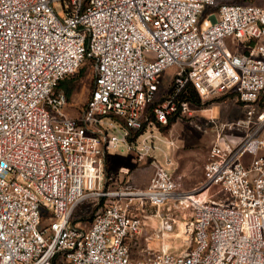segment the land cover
<instances>
[{
	"label": "built area",
	"instance_id": "1",
	"mask_svg": "<svg viewBox=\"0 0 264 264\" xmlns=\"http://www.w3.org/2000/svg\"><path fill=\"white\" fill-rule=\"evenodd\" d=\"M85 61L92 89L70 116L59 83ZM171 67L163 93L159 76ZM188 86L202 102L245 105L215 128L202 181L181 191L153 161L145 188H110L109 152L137 151L139 136L188 111ZM144 201L159 218L146 240L159 246L134 257ZM175 203L189 240L180 251L165 242ZM82 206L95 211L89 224L74 222ZM0 264H264V7L0 0Z\"/></svg>",
	"mask_w": 264,
	"mask_h": 264
},
{
	"label": "rangeland",
	"instance_id": "2",
	"mask_svg": "<svg viewBox=\"0 0 264 264\" xmlns=\"http://www.w3.org/2000/svg\"><path fill=\"white\" fill-rule=\"evenodd\" d=\"M221 3H252L264 7V0H216ZM233 50V49H232ZM91 63L85 61L70 77L73 87L68 104L64 108L70 116H76L82 109L92 89ZM173 67L163 71L159 78L162 92L169 91L170 77L173 75ZM164 93V92H163ZM245 111V105L239 104L234 98L223 96L215 100L193 103L190 109L184 113H177L167 121V124L150 128L133 143L137 151L144 152L143 138L148 137L146 144L150 147L142 159H138L137 151H110L106 163V177L110 188H116L125 181L135 187L145 188L153 173L155 161L164 166L174 176L178 189L187 191L198 185L203 179V167L207 161L215 128L222 122L233 121L241 117ZM117 133V132H116ZM105 177V178H106ZM85 206V205H84ZM80 207L73 215L74 222L79 221L82 225L89 224L94 217V212L86 213V207ZM142 212L144 226L138 235V243L134 248L142 253L147 245L156 248V240H146L147 236L153 237L159 218L155 216V208L144 201L138 207ZM185 209L177 203L173 204L171 213L176 215L177 224L173 233L170 234L171 247L180 251L189 244L182 236ZM181 233L175 237L174 234ZM185 235V234H184ZM167 243V242H166ZM176 245V246H175Z\"/></svg>",
	"mask_w": 264,
	"mask_h": 264
},
{
	"label": "trees",
	"instance_id": "3",
	"mask_svg": "<svg viewBox=\"0 0 264 264\" xmlns=\"http://www.w3.org/2000/svg\"><path fill=\"white\" fill-rule=\"evenodd\" d=\"M70 81H71V77L68 76V77L64 78L59 83V88H62L65 91V93L67 95V98H69L71 96V93L73 91V87L70 84ZM180 98L184 99V100H189L190 102L195 103V104L196 103H200L199 96L197 95L196 91L193 88H191L190 86L187 87V89H186V91L184 93L180 94ZM143 130H144V128L143 129L134 130V131H130V135H131V137L129 138L130 141L135 140V138L138 137L143 132Z\"/></svg>",
	"mask_w": 264,
	"mask_h": 264
},
{
	"label": "crops",
	"instance_id": "4",
	"mask_svg": "<svg viewBox=\"0 0 264 264\" xmlns=\"http://www.w3.org/2000/svg\"><path fill=\"white\" fill-rule=\"evenodd\" d=\"M84 105V104H83ZM83 105H82V108H83ZM82 110V109H81ZM81 112V111H80ZM79 112V113H80ZM79 113H78V115H79ZM77 116V115H76ZM139 235V234H138ZM138 235H137V237L135 238V240H133V241H131V250H132V254H133V256L134 257H141L142 256V253H140V252H138V251H136L134 248L136 247V245H137V243H138ZM170 238V237H169ZM169 238H166V240H165V242H167L170 246H172L171 245V240L169 239ZM156 247H158L159 246V242L158 241H156V245H155ZM176 246V245H175ZM173 250V249H172ZM174 251H176V250H174Z\"/></svg>",
	"mask_w": 264,
	"mask_h": 264
},
{
	"label": "bare ground",
	"instance_id": "5",
	"mask_svg": "<svg viewBox=\"0 0 264 264\" xmlns=\"http://www.w3.org/2000/svg\"><path fill=\"white\" fill-rule=\"evenodd\" d=\"M175 235V237H178V236H181V233H179V234H174ZM182 236H184V240L187 238L184 234H182Z\"/></svg>",
	"mask_w": 264,
	"mask_h": 264
}]
</instances>
